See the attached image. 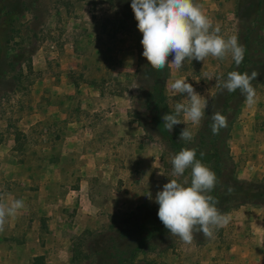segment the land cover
I'll return each mask as SVG.
<instances>
[{"label": "rangeland", "instance_id": "374dc122", "mask_svg": "<svg viewBox=\"0 0 264 264\" xmlns=\"http://www.w3.org/2000/svg\"><path fill=\"white\" fill-rule=\"evenodd\" d=\"M15 1L21 8L14 22L18 32L8 45L10 53L21 50L29 61L20 63L16 84L0 92V203L22 199L24 207L0 231V264H70L76 235L83 230H104L114 213L153 206L165 183L182 180L188 173L177 178L164 167L155 138L148 140L144 133L146 140L118 134L117 107L129 108L137 93L138 35L118 0ZM195 3L213 27H220L221 35H236L234 12L237 6L244 8L245 0ZM232 70L231 55L223 60L211 56L204 62L186 60L180 69L168 66L164 90L172 113L175 103L185 102L183 95L171 89L176 79L192 84L208 103L198 125L181 115L178 136L185 126L193 132L189 143L203 135L213 95ZM255 91V104L246 105L244 100L238 108L228 109L222 132L228 156L223 167L234 168L236 177L244 180L264 175L263 171L243 173L253 139L264 135V78ZM243 111L252 115L248 124ZM74 135H78L75 140ZM65 137L70 147L63 143ZM74 144L85 154L81 159L80 153L72 151ZM86 144L98 147L102 154L88 156ZM86 160L89 166L82 163ZM80 178L86 179L79 182ZM232 221L215 229L211 238L196 234L191 244L171 236L160 224L165 234L150 236L149 243L123 264H202L210 257V249L230 245ZM130 251L131 246L122 247L116 255L122 258ZM217 258V254L211 256Z\"/></svg>", "mask_w": 264, "mask_h": 264}, {"label": "trees", "instance_id": "16d2710c", "mask_svg": "<svg viewBox=\"0 0 264 264\" xmlns=\"http://www.w3.org/2000/svg\"><path fill=\"white\" fill-rule=\"evenodd\" d=\"M1 1V0H0ZM3 2H5L3 4ZM122 9L126 11L132 20V26L136 28L137 39V63L135 70V82L137 93L132 95L127 116L130 122L142 128L148 140L155 138L160 144L159 159L165 168L173 170L171 156L178 153L182 148H194L196 158L213 170L217 177V184L210 193L217 201V207L227 213L229 210L249 203L262 202L264 200V175L256 180L239 179L235 175L234 168L223 167L228 160L226 149V135H222L223 128L219 133L213 135L211 131V120L209 116L213 111H219L228 117L230 107L240 106L245 100L240 91L229 93L225 89H218L214 93L209 104L203 135L196 143L179 141L178 128L174 126L169 133L163 126L161 117L164 114H172L168 108L167 97L164 90V82L168 75V66L157 71L152 68L147 59L143 57V46L141 44L142 33L137 28V21L131 9V0H118ZM20 5L15 0H3L0 3V92L8 90L16 84L20 77V63L29 61V56L23 55V51L10 53L9 42L18 32L15 25L16 16L20 15ZM237 20V32L239 43L245 46V55L242 63L237 68L232 60L233 70L241 73L253 70L259 75L252 81L254 88L264 78V0H245L243 9L238 8L234 12ZM23 57V59H22ZM5 87V88H3ZM220 142H222L220 144ZM202 143L205 145L203 146ZM201 153L204 155L201 156ZM190 178V169L186 170L184 176ZM183 176V177H184ZM182 178V177H181ZM231 188V192H229ZM159 205L147 206L142 210L137 206L127 212L120 211L110 215V221L104 230H83L74 237L71 242L69 262L79 264H123L131 261V256L136 249L149 243V237L161 238L166 230L159 227L161 221L157 216ZM118 220V221H117ZM149 221L150 225L145 223ZM196 238V236H195ZM197 243V241H196ZM198 243H201L198 241ZM128 256L117 257L119 248L130 247Z\"/></svg>", "mask_w": 264, "mask_h": 264}, {"label": "clouds", "instance_id": "9594fccd", "mask_svg": "<svg viewBox=\"0 0 264 264\" xmlns=\"http://www.w3.org/2000/svg\"><path fill=\"white\" fill-rule=\"evenodd\" d=\"M130 6L142 33V55L157 71L169 65L180 69L186 60L204 62L209 56L223 60L228 55L238 68L244 59L246 49L238 37L221 35L220 27H213L195 0H131ZM170 55L173 57L171 61L168 59ZM258 75L255 70L251 74L230 71L219 87L229 93L239 90L245 103L251 106L256 102L252 81ZM171 89L174 94L183 95L185 102L175 103L173 113L161 117L164 128L171 133L175 125L182 124L181 115L185 121L198 125L208 107L205 96L182 78L176 79ZM209 119L213 135L227 126V117L219 111H213ZM192 140L193 132L185 126L179 133V141ZM171 164L174 177H183L190 169V178L171 179L157 191L155 203L159 205V220L171 236L178 237L185 244H191L196 234L211 238L215 229L226 226L231 219L217 207L218 201L210 195L217 184L215 172L196 158L194 148H182L171 156ZM231 190L229 188V192ZM23 207L22 199L0 203V231L4 230L7 219L16 216Z\"/></svg>", "mask_w": 264, "mask_h": 264}, {"label": "crops", "instance_id": "0c3cea01", "mask_svg": "<svg viewBox=\"0 0 264 264\" xmlns=\"http://www.w3.org/2000/svg\"><path fill=\"white\" fill-rule=\"evenodd\" d=\"M127 109L128 105L124 104L122 107H117L116 110L119 136L136 135L135 137L137 139L146 140L142 135V129L128 119ZM243 114L245 122L247 124L251 122V113L243 111ZM262 133H264V128ZM70 137H72V135ZM84 137L89 138L90 135H84ZM260 137L259 140L253 139L254 144L251 146L250 153H247L246 162L248 165L243 168V173L245 174L253 175L257 172H264V135ZM77 138L78 135H74V140ZM63 143L66 147L70 145L68 143V138L66 137L63 138ZM71 148L72 151L74 150L80 153V147L78 145L74 144ZM85 149V152L89 153L88 156L90 155L94 157L102 154L101 149L98 147H92L90 144H86ZM83 153L79 154V159H81L82 156H85ZM91 153L93 155H91ZM82 163L85 166L90 165L88 160L83 161ZM79 166L81 167V165ZM85 179L80 178L79 182ZM226 214L230 216L234 224L232 242L227 248L224 247L221 250L217 248L210 249L208 251L210 257L202 261L204 262L202 264H264V203L255 202L241 205L229 210ZM214 254H217L218 256L216 260L211 259V256Z\"/></svg>", "mask_w": 264, "mask_h": 264}]
</instances>
